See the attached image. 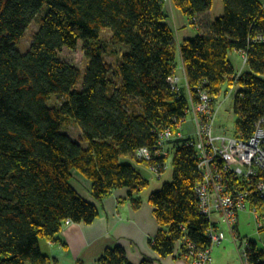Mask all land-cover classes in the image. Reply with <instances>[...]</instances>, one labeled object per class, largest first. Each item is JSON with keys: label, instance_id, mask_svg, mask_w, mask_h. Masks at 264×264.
Wrapping results in <instances>:
<instances>
[{"label": "trees", "instance_id": "1", "mask_svg": "<svg viewBox=\"0 0 264 264\" xmlns=\"http://www.w3.org/2000/svg\"><path fill=\"white\" fill-rule=\"evenodd\" d=\"M170 1L200 33L177 42L164 0H0V264H50L40 239L60 241L66 220L89 224L99 215L72 187L71 170L91 181L96 200L126 187L137 208L149 180L131 163L147 165L134 157L135 149L154 146L167 126L175 129L190 114L199 88L215 104L234 88V134L253 133L264 114L263 1L222 0V13L211 20L207 12L214 0ZM37 15L38 31L25 52L17 51ZM107 28L108 43L100 36ZM79 41L87 59L81 89L82 72L59 58L60 48L75 49ZM108 44L119 58V83L104 59ZM230 51L245 54L241 72ZM182 67L186 85L175 92L169 77L182 75ZM55 95L64 98L62 104H48ZM67 116L80 127L78 139L63 130ZM187 139L168 141L173 178L147 200L159 224L149 244L160 256L177 250L184 259V241L211 248L210 220L200 214L195 194L198 165ZM259 255L249 258L259 264ZM98 263L133 264L119 245L106 248Z\"/></svg>", "mask_w": 264, "mask_h": 264}, {"label": "built area", "instance_id": "2", "mask_svg": "<svg viewBox=\"0 0 264 264\" xmlns=\"http://www.w3.org/2000/svg\"><path fill=\"white\" fill-rule=\"evenodd\" d=\"M245 61L246 56L243 54L242 66ZM182 71V75L175 73L169 77L171 88L175 92L180 91L179 88L186 80L184 67ZM233 91L234 88L228 95ZM188 110L191 118L187 123L185 118L179 121L175 129L167 126L160 130L154 146H141L135 149L133 155L147 162V166L158 178L167 169L168 141L189 137L186 144L194 149L200 176L195 185L198 209L202 216L210 220L206 229L210 247L226 238L225 231L219 226L221 222L227 226L237 243V251L243 264H256L249 257L259 255L260 251L262 253L257 261L264 264V114L255 122L253 133L243 138L217 131L215 119L218 109L206 90L198 89L195 98L190 99ZM245 210H249L255 218L259 240L241 236L237 230L238 214ZM214 216L218 219L212 218ZM69 223L68 220L65 221L66 225ZM252 241L255 244L253 249ZM184 243L187 248L185 259L190 264L211 262V248L201 250L195 243Z\"/></svg>", "mask_w": 264, "mask_h": 264}, {"label": "crops", "instance_id": "3", "mask_svg": "<svg viewBox=\"0 0 264 264\" xmlns=\"http://www.w3.org/2000/svg\"><path fill=\"white\" fill-rule=\"evenodd\" d=\"M220 8L219 5L218 14L223 11ZM207 16L211 20L217 15L209 10ZM233 52L241 56L240 53ZM244 66L241 65L238 71L244 69ZM131 163L145 179L151 181L144 175L140 162L135 160ZM71 171L72 178L69 182L72 187L85 200L96 205L99 215L89 224L71 222L65 225L59 233L60 241L40 239V249L49 257L50 264H99L98 259L106 248L117 245L124 248L126 257L133 264L150 259L153 264H190L189 260L177 255V250L170 255L160 256L149 244L157 235L159 224L156 222L153 206L147 200L158 185L142 191L141 204L133 208L126 187L115 188L98 201L92 195L91 181L76 170ZM209 264H212V260Z\"/></svg>", "mask_w": 264, "mask_h": 264}, {"label": "rangeland", "instance_id": "4", "mask_svg": "<svg viewBox=\"0 0 264 264\" xmlns=\"http://www.w3.org/2000/svg\"><path fill=\"white\" fill-rule=\"evenodd\" d=\"M165 6L167 12L170 14V18L168 23L172 27L173 33L175 35L176 41L182 40L185 37H195L196 34H198L197 25L194 26L189 22L186 16H183L180 11L173 8L170 0H164ZM263 1V7H264V0ZM220 5V9H222V0H214L213 6L211 10H213L214 14H218V6ZM46 8V7H45ZM40 15L35 16V18L29 23V26L26 28L27 30L24 32L22 38L20 39L19 43L16 46L17 51L25 52V50L29 47L31 43L32 36L38 31L39 26V17ZM169 17V16H168ZM183 20V22H182ZM186 33V34H185ZM110 34L111 31L109 28L101 30L100 36L102 37L101 40L105 42L110 41ZM82 41H79L76 45L75 49H68L66 47H62L59 50V58L61 60H66L72 65L79 68V70L82 72V77L79 80V83L77 85L78 89L82 88V79L84 74V69L87 66V59L85 58L84 51L82 48ZM108 52L104 56L105 61L110 65V76L113 77L118 83L119 80L117 78V75L114 73L116 71L115 67L119 62L118 56L115 54L114 49L110 47V44H108ZM115 48V47H114ZM119 49V47L117 48ZM123 50V49H122ZM121 50V51H122ZM120 51V52H121ZM117 53V52H116ZM177 57L176 60H179L180 55L179 52L176 53ZM241 56L242 53L240 54ZM241 56L239 57L237 53H234L233 51H230L229 59L231 60V63L233 64L235 70H239L242 64ZM227 91V92H226ZM224 93L221 94L218 101H216V108L217 111V117H216V126L217 131L220 133H225L226 135H233L235 132V113L232 108L233 106V96H229L230 90L227 89ZM228 93V94H227ZM64 101V98L62 96H53L48 104H62ZM66 122L63 124V130L65 133L70 134L71 137L74 139H78L80 127L76 125V123L70 119V116ZM65 117V118H67ZM191 118V113L187 115L186 117V123ZM187 125V124H186ZM123 161H128L129 158L124 156L122 158ZM172 160L173 155H169L166 162L167 169L161 174L160 177H156V175L150 170V168L145 166L144 164H140L141 168L143 169L144 175L150 178V182L147 186V188L144 189V191L149 190L151 187H154L155 185H158L155 189L158 190V188L161 187V185L165 182H169L173 177V166H172ZM134 164H137L136 162ZM149 168V169H148ZM153 185V186H152ZM212 218L218 219L217 216H214ZM238 223H237V230H239V233L241 236L246 235L247 237H252L256 239H260L259 233H257V229L255 226V218H253L252 213L249 210L242 211L238 214ZM219 226L222 230L225 231L226 238L221 241V243L213 245L211 247L210 253L212 258V264H243L240 258V253L237 251V243L233 240L232 235L230 231L228 230L227 226H225L223 223H219Z\"/></svg>", "mask_w": 264, "mask_h": 264}, {"label": "bare ground", "instance_id": "5", "mask_svg": "<svg viewBox=\"0 0 264 264\" xmlns=\"http://www.w3.org/2000/svg\"><path fill=\"white\" fill-rule=\"evenodd\" d=\"M241 53H242V52H241ZM241 53H240V54H241ZM243 54H244V53H242V55H243ZM241 59H242V56H241ZM183 85H186V82H184V83L182 84V86H183ZM189 98H190V95H189ZM146 163H147V162H146ZM66 221H67V220H66ZM68 221H69V220H68ZM69 222H70V221H69ZM70 223H71V222H70ZM65 225H66V224H65Z\"/></svg>", "mask_w": 264, "mask_h": 264}]
</instances>
